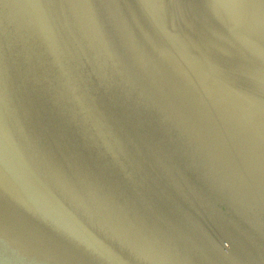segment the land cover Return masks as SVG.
<instances>
[{"label":"water","instance_id":"1","mask_svg":"<svg viewBox=\"0 0 264 264\" xmlns=\"http://www.w3.org/2000/svg\"><path fill=\"white\" fill-rule=\"evenodd\" d=\"M0 264H264V0H0Z\"/></svg>","mask_w":264,"mask_h":264}]
</instances>
